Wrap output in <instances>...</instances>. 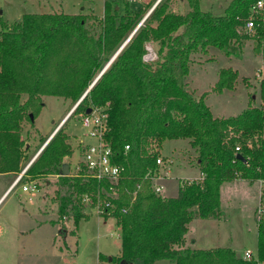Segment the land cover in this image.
Returning a JSON list of instances; mask_svg holds the SVG:
<instances>
[{
	"label": "trees",
	"instance_id": "1",
	"mask_svg": "<svg viewBox=\"0 0 264 264\" xmlns=\"http://www.w3.org/2000/svg\"><path fill=\"white\" fill-rule=\"evenodd\" d=\"M258 1L263 16L251 13ZM176 3H186L188 11H174ZM143 14L126 4L118 13L113 3L104 2L93 26L81 14H24L9 25L0 18V174H17L25 163L22 127L32 126L41 98L76 102ZM247 42L264 65V0H230L218 16L199 10L197 0L158 1L72 111L104 109L105 139L114 163L123 168L121 180L115 185L96 181L83 169L62 176L61 166L72 150L60 128L26 168L28 181L56 176L57 218L71 219L74 227L85 219L80 214L83 195L111 204L109 216L102 218H111L118 228L119 253L99 255L96 264H264L261 228L253 261L227 248L185 246L193 219H220L223 183L264 180V72L258 80L262 105L247 104L226 118L213 117L204 95L194 98L185 82L192 54L212 47L240 60ZM147 44L156 55L149 63L142 61ZM236 79V70L220 69L212 90H232ZM172 140H186L200 178L179 184L176 194L166 198L152 191L149 176L163 143Z\"/></svg>",
	"mask_w": 264,
	"mask_h": 264
},
{
	"label": "rangeland",
	"instance_id": "2",
	"mask_svg": "<svg viewBox=\"0 0 264 264\" xmlns=\"http://www.w3.org/2000/svg\"><path fill=\"white\" fill-rule=\"evenodd\" d=\"M157 1L0 0V18L9 25L24 14H81L86 16L87 25L93 26V19L102 16L104 2L113 3L118 13H122L124 4L132 10L141 8L144 11L142 20ZM197 1L199 10L218 16L230 0ZM173 10L186 13L188 7L186 3L182 6L176 3ZM225 68L237 71L233 89L214 92L212 88L218 71ZM263 72V63L252 54L251 43L247 42L240 60L225 57L212 47L205 53L192 54L185 82L194 98L204 95V104L213 117L226 118L236 116L247 104L253 107L262 105L258 97V80ZM76 102L42 97V108L32 126L25 123L22 127L25 146H29L25 163L17 174H0V264H96L99 255L110 257L119 253V232L111 218L103 222L94 211L81 206L80 214L85 219L75 227L71 219L57 218L53 203L55 175L35 180L37 193L32 197L21 192L22 184L28 179L22 176L16 181L46 139L59 127L69 137L72 150L64 164L69 167L68 174L75 173L81 160L79 142L91 143L80 124V113L70 114ZM40 137L44 139L43 143L39 142ZM159 155L172 161L170 177L163 182L162 197L174 196L179 184L200 178L194 162L195 154L186 140L166 141ZM255 199L254 184L243 179L223 183L220 187V219H193L188 225L185 246L193 249L227 248L237 258L245 250L254 254L257 241Z\"/></svg>",
	"mask_w": 264,
	"mask_h": 264
},
{
	"label": "built area",
	"instance_id": "3",
	"mask_svg": "<svg viewBox=\"0 0 264 264\" xmlns=\"http://www.w3.org/2000/svg\"><path fill=\"white\" fill-rule=\"evenodd\" d=\"M251 13L253 15L263 16L262 2H256L255 5L251 8ZM141 23L142 20L137 26H140ZM250 28H252L251 21L246 24V29L249 30ZM155 59L156 55L152 47L149 44L145 45L142 61L145 63H149L153 62ZM102 72L103 71H101L97 75V77L92 81L90 85H88L86 90L79 98V102L89 92L93 83L96 81L98 76L101 75ZM77 105L72 108L70 114ZM79 118L80 124L86 132L85 136L89 138V140H91V143L79 142L81 160L77 166V170L83 169L86 176L96 181H106L114 185L117 184L121 180L123 168L114 163L110 145L105 139L107 126L106 114L104 109L93 107L89 108V113H81L79 115ZM59 128H57V130ZM124 150H127V146L124 147ZM238 151L239 147H235L234 152ZM27 167H25V169L19 174L16 181L22 178L23 173ZM155 167V171L151 174V176H149V180L151 183L152 191L155 194L161 195L162 191L164 190L163 182L169 179L171 174L172 161L169 159L164 160L159 155L155 159ZM252 184L256 186V199L254 208V220L256 230L261 228L264 232V180L257 179L253 181ZM21 192L27 194L29 197H32L34 196V194L37 193V184L34 181H27L22 184ZM111 195L114 196V193L111 192ZM80 204L82 208H87L94 211V213L99 218H102L104 215L109 216L112 207L109 202L101 201L98 197H95V201H92L91 197L86 194L81 197ZM241 259L244 261L256 260L255 253L253 254L251 251L245 250L242 254Z\"/></svg>",
	"mask_w": 264,
	"mask_h": 264
},
{
	"label": "water",
	"instance_id": "4",
	"mask_svg": "<svg viewBox=\"0 0 264 264\" xmlns=\"http://www.w3.org/2000/svg\"><path fill=\"white\" fill-rule=\"evenodd\" d=\"M159 1V0H158ZM158 1L153 5V7L158 3ZM152 7V8H153ZM116 9V8H115ZM151 11V10H150ZM146 18V16L142 19V21ZM18 21V20H17ZM138 27V26H137ZM136 27V28H137ZM135 28V30H136ZM133 30V32L135 31ZM133 32L129 35V37L123 42V44L118 48V50L115 52V54L112 56V58L109 60V62L104 66V68L102 69V71H104V69L108 66V64L111 62V60L116 56V54L121 50V48L125 45V43L128 41V39L130 38V36L133 34ZM79 102V100L76 102L75 105H77ZM74 105V106H75ZM85 114L89 113V109H86ZM29 119L30 121H32V116L29 115ZM57 131V128L53 131V133L46 139V141L43 143V145L40 147V149L38 150V152L34 155V157L32 158V160L28 163V165L35 159V157L39 154V152L41 151V149L46 145V143L49 141V139L55 134V132ZM238 159L242 160V158L240 156H236ZM27 165V166H28ZM26 166V167H27ZM68 166L66 164H62L61 166V175L62 176H67L68 175Z\"/></svg>",
	"mask_w": 264,
	"mask_h": 264
},
{
	"label": "crops",
	"instance_id": "5",
	"mask_svg": "<svg viewBox=\"0 0 264 264\" xmlns=\"http://www.w3.org/2000/svg\"><path fill=\"white\" fill-rule=\"evenodd\" d=\"M129 1V0H128ZM133 1V0H132ZM177 5H179V6H182V3H177ZM17 20H19V19H17ZM27 147H29L28 145H27ZM28 149L29 148H27V151H28ZM27 151H26V153H27ZM25 153V154H26ZM68 169H69V167H68ZM4 175H12V174H4ZM200 174H199V172H198V175L197 176H199ZM221 187V186H220ZM219 201H220V188H219ZM107 219H105V220H103V222H105ZM185 245H186V242H185ZM242 257V256H241ZM240 257V258H241Z\"/></svg>",
	"mask_w": 264,
	"mask_h": 264
}]
</instances>
